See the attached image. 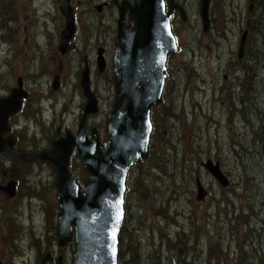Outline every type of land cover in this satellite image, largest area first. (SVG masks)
I'll list each match as a JSON object with an SVG mask.
<instances>
[{
	"label": "rangeland",
	"instance_id": "1",
	"mask_svg": "<svg viewBox=\"0 0 264 264\" xmlns=\"http://www.w3.org/2000/svg\"><path fill=\"white\" fill-rule=\"evenodd\" d=\"M62 1L0 0V97L16 86L19 76L28 90L23 110L14 120L18 150L41 152L50 148L57 127L76 130L86 101L79 83L85 63L98 98V110L87 117L86 124L88 130H98L102 141L107 138L105 116L114 104L115 81L98 72L96 49L106 43L110 48V33L115 25L109 11L96 10L104 0H71L77 33L61 54L58 42L64 27L59 10ZM179 2L185 7L186 19H176L179 51L169 59L173 77L165 97L177 116L185 118L186 130L179 127V119L172 134L179 136L183 131L189 136L192 130L199 156L204 155L201 150L215 151L217 154H212L237 187L234 191L230 186L221 187L205 169L199 168L197 155L191 153L197 175L209 190L205 199L198 201L196 190L183 193L170 189L168 182L160 184L162 178L155 162L142 163L131 175L137 171L132 186L139 178L146 189L131 192L119 262L183 264L185 258L191 264H264V147L250 145L255 141L235 143L243 129L250 131L241 122L242 114L250 107H244L248 97L252 116L261 119L264 126V0L256 1L251 9L249 0H211L212 26L206 34L199 0ZM247 24L246 57L241 65L236 52ZM229 61L239 65L235 75L225 72ZM55 76L60 85L53 88ZM223 87L230 90L232 98L243 100L242 104L229 106L222 98ZM243 87L246 91H242ZM232 110L239 115L235 123L228 117ZM171 121L167 119L166 124ZM234 125L243 129L238 131ZM211 139L220 144H216L220 153L217 146L210 144ZM182 156L179 151L178 157ZM17 159L21 163L6 152L0 155V185L16 180L13 197L0 188V260L3 264H41L50 251L54 259L62 256L63 264H72L74 241L63 247L57 244L60 208L55 166L45 160ZM70 169L82 184L86 171L77 155L72 156ZM144 169L152 174L140 175ZM247 176L255 181H246ZM174 178L179 185V177ZM192 185L194 189L195 183ZM169 242L180 247L170 250ZM179 250L190 253L181 256Z\"/></svg>",
	"mask_w": 264,
	"mask_h": 264
},
{
	"label": "water",
	"instance_id": "2",
	"mask_svg": "<svg viewBox=\"0 0 264 264\" xmlns=\"http://www.w3.org/2000/svg\"><path fill=\"white\" fill-rule=\"evenodd\" d=\"M255 0H249L250 8ZM117 4V45L114 55L115 102L108 120V145L100 142L96 130L88 138L85 128L87 114L97 110V99L90 88L88 71L82 74L81 85L87 98L84 113L76 134L60 129L51 140V148L38 153L13 150L15 138L3 137L9 131L8 119L17 113L26 92L21 79L7 97L0 98V153L7 152L24 161L45 160L55 166L57 199L60 207L57 222L58 245L65 246L74 237L75 250L72 264H120L118 262L119 232L124 219V193L126 179L134 163L148 155L151 132L150 110L161 101L166 58L177 52L175 37L170 27L174 7L184 10L174 0H120ZM210 0H200L199 13L204 31L210 27ZM65 16V27L60 32L59 49L64 52L75 32V20L68 1L60 6ZM101 10V5H98ZM134 27L125 25L126 15ZM247 30L238 43L239 61L244 57ZM103 48L98 49L97 66L104 69ZM126 104L122 109L123 101ZM72 153L80 156L87 172L82 185L69 169ZM208 173L223 187L229 180L219 162L202 163ZM15 180L0 188L8 195L15 194ZM197 197L204 196V187L197 180ZM0 264L2 262L0 261ZM42 264H53L47 252ZM62 264V257L57 258Z\"/></svg>",
	"mask_w": 264,
	"mask_h": 264
},
{
	"label": "trees",
	"instance_id": "3",
	"mask_svg": "<svg viewBox=\"0 0 264 264\" xmlns=\"http://www.w3.org/2000/svg\"><path fill=\"white\" fill-rule=\"evenodd\" d=\"M257 1H261V0H257ZM262 4V8L264 9V3ZM173 75L168 73L167 77H166V82H165V86H164V92H163V99L162 102L157 105L156 107L152 108L151 111V121H152V132L150 135V141H149V149H148V156L146 159L141 160L140 162L134 164L133 168L131 169L128 178H127V182H126V190H125V195H124V220L126 217H128V203H129V198L131 195V192H133L135 194V192L137 190H140L141 187H143V182L139 180V178L134 181V186H132V180L134 178V176L136 175V172L134 173L133 176L132 173L135 171L134 169L137 168L138 166H140L142 163L146 162V161H152L155 162V167L161 168V165H163V162L165 163L164 167L161 169V173L160 175L163 173L164 175L161 177L159 176V178H162V183L160 184H166V182L170 183V189L172 188L173 191H176L177 189L174 188V184L177 185L175 183V178L174 177H179V181L181 185L182 183H188V184H193V182L195 183L196 177H198L199 175H197V169L195 168V170L192 171H187L188 174H183V168L185 166L184 162L188 159L191 158V153H195V155H197V158H199V152L196 149V146L193 145L194 143V137L192 134V130H189V132L191 131V134L189 136H186L184 134V132L182 131L181 134L179 136H175L172 133L174 132V130L177 127V123L178 125L180 124L178 122V120L180 119L182 121V126L179 125V127L181 129H185V123L184 120L185 118L183 116H177V113L175 110H173L172 106H168L166 101L167 98L165 97V93L166 90H168V83L170 82V79H172ZM171 119L172 121L169 124H166V120L167 119ZM177 119V120H176ZM186 130V129H185ZM179 145V143L181 144V146H177V144ZM182 144H183V150H182ZM19 149V145L17 144V149ZM20 151H24V149H20ZM181 151L182 152V157L179 158L178 157V152ZM7 154V153H6ZM8 155V154H7ZM10 156V155H9ZM12 159L17 160L16 157L11 156ZM172 158V159H171ZM18 161V160H17ZM172 161L174 162V164L176 165L175 169H170L169 168V164L172 163ZM21 163V162H20ZM181 167L180 171H176L177 166ZM149 167H153V165L149 164ZM140 175H147L150 176L152 174L151 171L148 170H143L141 172H139ZM143 173V174H142ZM158 174V171H157ZM168 186V185H165ZM146 189L145 187H143V190ZM154 189V187L152 188ZM149 209H152V206H148ZM124 228H125V224L123 221V225L121 227V231H120V235H119V244L121 245L122 243V238H123V232H124ZM181 240V238L179 239V241ZM171 246H169L168 248L171 250L173 248H178L180 247L178 243L176 242H169L167 243ZM119 245V246H120ZM131 245V244H130ZM178 246V247H176ZM190 252H186L184 250H179V254L181 256H186L187 254H189ZM184 258V257H183ZM183 264H187V262L185 261V258L182 259ZM196 261V260H195ZM194 263V262H192ZM191 264V263H189Z\"/></svg>",
	"mask_w": 264,
	"mask_h": 264
},
{
	"label": "bare ground",
	"instance_id": "4",
	"mask_svg": "<svg viewBox=\"0 0 264 264\" xmlns=\"http://www.w3.org/2000/svg\"><path fill=\"white\" fill-rule=\"evenodd\" d=\"M240 29V28H239ZM169 59H170V56L168 55L167 56V58H166V63H165V74H166V77H167V74H168V72H167V68H168V66H167V62L169 61ZM169 69H170V65H169ZM221 71V70H220ZM237 71H240V68H239V65H236L234 62H232V61H229L227 64H226V67H225V72H232L231 74H234L235 75V73H237ZM220 73V72H219ZM166 79V78H165ZM222 89V92H221V94H222V98H225L227 101H228V104H229V106L230 105H232L233 106V104H234V106H237L238 104H242V101L243 100H239V99H236V98H232L231 96H229V92H230V90L229 89H227V88H225V87H223V88H221ZM249 107L246 111V113H243V109H242V112L241 113H243L242 114V123L244 124V128H246V129H248L249 127H250V131H248V130H245V129H243V128H240L239 126H236V125H234L237 129H238V131H240L241 129H243V133H242V135H240L239 137H238V142H235V143H238L239 145H240V141H248V143L250 142V141H255L256 143H251L250 145H256V146H258V147H264V126H263V124H262V120L261 119H259L256 115L255 116H252V108H251V102L249 103V102H247V101H245L244 102V107ZM233 111V110H232ZM228 112V117H229V119H230V121H233L234 122V118L236 117V116H239L238 115V112H236V110L235 111H233V112ZM235 123V122H234ZM236 129V130H237ZM106 131H107V143H105L104 145H108V139H109V135H108V122H107V125H106ZM199 131V130H198ZM208 142V141H207ZM234 143V142H233ZM210 144L211 145H213V146H217V145H220L216 140H214V139H211V142H210ZM217 144V145H216ZM218 149H220L218 146L216 147V151L217 152H221V151H218ZM20 151V150H19ZM44 151V150H43ZM21 152H24V153H34L33 151H30V152H26L25 150L24 151H21ZM42 152V151H41ZM207 152H211V153H209V154H207ZM201 153H204V155H201V156H199V158L197 159V165L199 166V168H203V169H205L204 167H203V165H202V163H203V161H204V159L207 157V156H211L212 157V159L214 158L215 160H217V161H219V159H216L215 158V156L212 154V153H214L215 155L217 154L215 151H211V150H201ZM18 160V159H17ZM16 160V162L17 163H20V161L18 160L17 161ZM21 161H24V160H22V159H20ZM138 162H140V161H138ZM138 162H136V163H138ZM136 163H134V164H136ZM134 164H133V166H134ZM184 164H185V166H184V168H183V174H188V170L189 171H192V170H195V161L193 160V158H188L185 162H184ZM226 164V163H225ZM164 165H165V163L163 162V165H161V168H158V167H156V169H157V171H158V173H159V176L161 177V175L163 176L164 174L162 173L161 175H160V173H161V169L164 167ZM227 165V164H226ZM133 166L130 168V170H129V172H128V175H129V173H130V171H131V169L133 168ZM169 168L170 169H175L176 168V165L174 164V162L172 161V163L171 164H169ZM181 170V167L178 165L177 166V169H176V171H180ZM206 170V169H205ZM127 175V176H128ZM226 175V177L228 178V180H229V185L227 186V187H223V186H221L215 179V181L221 186V187H223V188H228L229 186V188L232 190V191H234L235 189H236V187H237V185H236V183L234 182V180L232 179V181L230 182V179H229V177L227 176V174H225ZM165 176V175H164ZM197 180H199L200 181V183L202 184V186L204 187V191H205V194H204V196L202 197V198H198L197 197V191H198V187H197ZM251 180H253V181H255V178L254 177H252V176H247L246 177V181H250L251 182ZM176 183V182H175ZM174 188H176L177 190H181L183 193L184 192H186V193H188L189 192V190L191 189L192 191H194V190H196V195H195V198L198 200V201H203L204 199H205V197H206V193L208 194V192H209V190L207 189L206 190V187H205V185L202 183V180H201V178L200 177H196V180H195V188L193 189V185L191 184H188V183H182L181 185H174L173 186ZM49 245H51L50 243L49 244H47L46 246H49ZM187 255H189V254H187ZM193 260L195 261L196 260V258L194 257L193 258ZM191 262H193V261H191ZM188 263H190V260L188 259V262H187V264Z\"/></svg>",
	"mask_w": 264,
	"mask_h": 264
},
{
	"label": "flooded vegetation",
	"instance_id": "5",
	"mask_svg": "<svg viewBox=\"0 0 264 264\" xmlns=\"http://www.w3.org/2000/svg\"><path fill=\"white\" fill-rule=\"evenodd\" d=\"M118 0H112V1H110V0H104L103 2H101L100 4H101V10L104 8V11L106 10V11H109L110 13H111V19H112V21H113V24L115 25L114 26V29H113V31H111V39H110V48H108V44L106 43V44H104V46H101V47H103L104 49H103V52H104V73H106L108 76H107V78H109V77H111V80L113 81L114 80V52H115V46H116V35H117V30H116V18H115V13H114V11H116V2H117ZM110 2H111V4H110ZM176 2H178V4H181L180 2H179V0H176ZM168 3V1L166 0V4ZM182 5V4H181ZM168 6V5H167ZM183 6V5H182ZM184 7V6H183ZM97 9H98V7H96ZM185 8V7H184ZM100 10V11H101ZM99 11V12H100ZM180 16V18H181V20L182 21H185V19H186V12H185V14L184 15H182V14H180V10L177 8V7H174L173 8V10H172V12H171V25H172V31H173V33H174V35L176 36V40H177V30L180 32V30H179V28H178V25H177V17H179ZM210 19H211V16H210ZM126 24L127 25H133V21H131V19L128 17V15H127V18H126ZM211 26H212V22H211ZM211 26H210V29H211ZM209 29V30H210ZM245 29L247 30V32H248V35H249V25L247 24L246 25V27H245ZM209 30L208 31H205L204 33L206 34L207 32L209 33ZM115 33V34H114ZM248 35H247V37H248ZM177 43H178V40H177ZM58 47H59V45H58ZM68 47H69V45H68ZM68 47H67V49H68ZM67 49L65 50V52L67 51ZM64 52V53H65ZM63 53V54H64ZM244 57H246V49H245V53H244ZM244 59V58H243ZM245 60V59H244ZM244 62V61H243ZM243 62H240V64L242 65L243 64ZM167 66H168V68H167V72L168 73H170V69H169V61L167 62ZM88 67V64H84V67H83V69L84 68H87ZM82 69V70H83ZM248 70V69H247ZM89 72H90V68H89ZM81 73H82V71H81ZM23 79V78H22ZM58 79V76H55L54 77V79H53V88L54 87H58V85H60V81L59 80H57ZM79 83H80V86H81V80L79 81ZM91 85H92V79H91ZM23 86H24V88H25V84H24V81H23ZM82 88V87H81ZM26 89V88H25ZM27 90V89H26ZM28 91V90H27ZM242 91H246V88L245 87H243L242 88ZM26 92V91H25ZM82 93H83V90H82ZM26 95H27V92H26ZM113 99H115V90H114V95H113ZM114 101V100H113ZM247 102H251V97H248L247 98ZM85 104H86V101H85ZM84 108H85V105H84ZM22 109H23V107H22ZM22 111V110H21ZM21 111H20V113H21ZM19 114V113H18ZM18 114L16 115V116H18ZM109 114H110V112L107 114V117L105 116V123H106V125H107V120H108V117H109ZM16 116H12V118L10 119L11 120V123H10V125H11V131H15V128H14V123H13V120H14V118L16 117ZM86 127H87V124H86ZM57 128H60V127H57ZM94 128H90L89 130H88V127H87V134L88 135H90V133L92 132V130H93ZM74 132V131H73ZM16 137V136H15ZM104 144L105 143H107V138H105L104 139ZM17 144H18V141H17V137H16V142H15V146H14V149L16 150L17 149ZM18 151V150H17ZM3 152H1L0 153V155L2 154ZM207 159H212V157L211 156H207L204 160H207ZM213 161H216L214 158L212 159Z\"/></svg>",
	"mask_w": 264,
	"mask_h": 264
}]
</instances>
